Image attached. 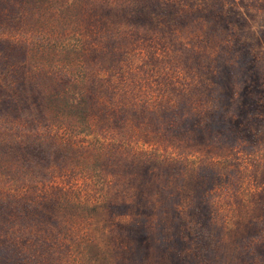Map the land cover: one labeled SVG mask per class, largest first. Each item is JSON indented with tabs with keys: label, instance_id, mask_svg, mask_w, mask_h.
<instances>
[{
	"label": "rangeland",
	"instance_id": "obj_1",
	"mask_svg": "<svg viewBox=\"0 0 264 264\" xmlns=\"http://www.w3.org/2000/svg\"><path fill=\"white\" fill-rule=\"evenodd\" d=\"M0 264H264V0H0Z\"/></svg>",
	"mask_w": 264,
	"mask_h": 264
},
{
	"label": "trees",
	"instance_id": "obj_2",
	"mask_svg": "<svg viewBox=\"0 0 264 264\" xmlns=\"http://www.w3.org/2000/svg\"><path fill=\"white\" fill-rule=\"evenodd\" d=\"M82 101H78V103L80 104ZM22 185H24V183H22Z\"/></svg>",
	"mask_w": 264,
	"mask_h": 264
}]
</instances>
